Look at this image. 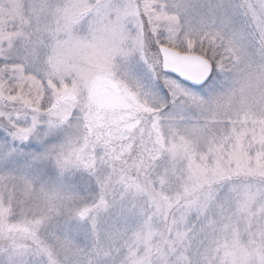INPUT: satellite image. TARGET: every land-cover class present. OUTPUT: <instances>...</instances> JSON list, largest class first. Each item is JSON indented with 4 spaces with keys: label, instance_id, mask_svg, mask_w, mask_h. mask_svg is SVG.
<instances>
[{
    "label": "snow or ice",
    "instance_id": "obj_1",
    "mask_svg": "<svg viewBox=\"0 0 264 264\" xmlns=\"http://www.w3.org/2000/svg\"><path fill=\"white\" fill-rule=\"evenodd\" d=\"M0 264H264V0H0Z\"/></svg>",
    "mask_w": 264,
    "mask_h": 264
}]
</instances>
